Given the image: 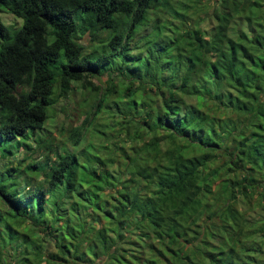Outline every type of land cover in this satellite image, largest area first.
<instances>
[{
    "label": "trees",
    "instance_id": "obj_1",
    "mask_svg": "<svg viewBox=\"0 0 264 264\" xmlns=\"http://www.w3.org/2000/svg\"><path fill=\"white\" fill-rule=\"evenodd\" d=\"M196 1L0 0V264H264V0Z\"/></svg>",
    "mask_w": 264,
    "mask_h": 264
},
{
    "label": "rangeland",
    "instance_id": "obj_2",
    "mask_svg": "<svg viewBox=\"0 0 264 264\" xmlns=\"http://www.w3.org/2000/svg\"><path fill=\"white\" fill-rule=\"evenodd\" d=\"M206 0H198L195 3H190L191 5L197 6L205 4ZM210 6V3L207 4ZM0 20L4 24H10L17 26L20 23L19 19L11 15L10 13L0 10ZM106 75L102 74L101 76L94 77L92 79L93 83L100 86L101 89L105 86ZM87 94H81V90L76 89L74 92H70L69 96L66 99H60L57 104L52 108L51 116L45 121L44 127L40 132L51 133L55 135V131L58 130L60 125L65 127L76 125L81 118L83 117V111L88 109V105L93 101L94 96H86ZM86 98V102L84 101ZM30 143L34 144L32 137L29 139ZM18 158L24 155V149L22 146L18 147L17 150ZM36 157V154H34ZM24 163V162H23ZM259 215V214H253Z\"/></svg>",
    "mask_w": 264,
    "mask_h": 264
}]
</instances>
